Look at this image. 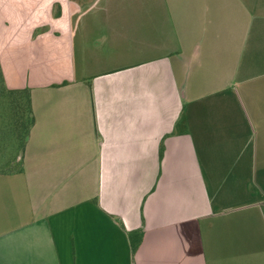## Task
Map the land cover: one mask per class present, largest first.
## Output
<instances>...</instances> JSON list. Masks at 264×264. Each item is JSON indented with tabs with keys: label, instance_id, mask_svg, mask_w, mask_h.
<instances>
[{
	"label": "crops",
	"instance_id": "crops-1",
	"mask_svg": "<svg viewBox=\"0 0 264 264\" xmlns=\"http://www.w3.org/2000/svg\"><path fill=\"white\" fill-rule=\"evenodd\" d=\"M0 68V264H264V0H0Z\"/></svg>",
	"mask_w": 264,
	"mask_h": 264
},
{
	"label": "rangeland",
	"instance_id": "rangeland-1",
	"mask_svg": "<svg viewBox=\"0 0 264 264\" xmlns=\"http://www.w3.org/2000/svg\"><path fill=\"white\" fill-rule=\"evenodd\" d=\"M25 94L6 89L0 68V172L21 166L29 120Z\"/></svg>",
	"mask_w": 264,
	"mask_h": 264
},
{
	"label": "trees",
	"instance_id": "trees-1",
	"mask_svg": "<svg viewBox=\"0 0 264 264\" xmlns=\"http://www.w3.org/2000/svg\"><path fill=\"white\" fill-rule=\"evenodd\" d=\"M10 91H11V90H10ZM26 97H27V96L25 95V99H26V103H27V115H26V117H27V119L29 120V122H28V127H27V129H26V133H25V135L27 136V135H28L29 128H30V126H31L32 123H33V115H32V113H31V111H30V109H29V107H28V102H27V98H26ZM24 142H25V141H24ZM138 243H139V239H138V237L131 239V251H132L133 254H134V252H135V250H136V248H137V246H138Z\"/></svg>",
	"mask_w": 264,
	"mask_h": 264
}]
</instances>
